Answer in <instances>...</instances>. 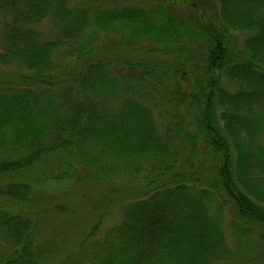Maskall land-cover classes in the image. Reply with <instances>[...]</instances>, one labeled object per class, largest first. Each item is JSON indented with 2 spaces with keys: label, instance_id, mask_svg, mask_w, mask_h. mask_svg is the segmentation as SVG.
Returning a JSON list of instances; mask_svg holds the SVG:
<instances>
[{
  "label": "trees",
  "instance_id": "trees-1",
  "mask_svg": "<svg viewBox=\"0 0 264 264\" xmlns=\"http://www.w3.org/2000/svg\"><path fill=\"white\" fill-rule=\"evenodd\" d=\"M100 1L0 0V62L30 72L0 70V178L69 148L83 165L95 146L111 162L102 170L146 172L118 224L96 237V221L82 234L81 261L221 264L234 254L228 230L241 243L251 225L264 226V146L255 144L264 131V0H213L216 15L202 25L184 16L188 0ZM48 18L51 33L39 28ZM99 31L124 33L93 45ZM66 45L78 60L68 66L55 61ZM172 51L179 57H163ZM31 191L0 183L6 202L24 203ZM34 227L26 215H0L10 242L0 264L48 263Z\"/></svg>",
  "mask_w": 264,
  "mask_h": 264
},
{
  "label": "rangeland",
  "instance_id": "rangeland-1",
  "mask_svg": "<svg viewBox=\"0 0 264 264\" xmlns=\"http://www.w3.org/2000/svg\"><path fill=\"white\" fill-rule=\"evenodd\" d=\"M96 1L102 3L100 0ZM156 1L159 0H114L116 5L133 3L147 6L154 5ZM106 4L103 5L107 7L115 5L111 1ZM216 7L217 5L213 0H192V2L188 0L183 9V14L191 22L194 21L193 23L202 25L214 19ZM51 24L49 18L44 19L40 23L39 28L51 33L53 31ZM99 33L100 35L95 39L93 45L98 43L109 44L112 41L111 38L119 37L121 39V35L124 32L107 34L106 31H99ZM83 37L84 39H89V36L85 35ZM243 37L241 33L235 34V38L239 43L243 41ZM145 45H147V42L143 41L141 48ZM172 45L174 47L179 46L176 43ZM69 47V45L63 46L55 53L56 62H62L65 64L64 66L70 65L71 62H78L76 60L77 54L70 55L65 53ZM174 53L176 52L165 53L163 57L172 56L178 58V53ZM11 62H0V70L6 72L10 69H22L24 74L30 73L23 67H17L16 61ZM228 82V80L224 82V86L228 89L232 87L230 90H233L235 86L229 85ZM24 84H27V82L24 81ZM182 108L185 110V107ZM182 108L180 115L189 118ZM170 109L175 111L178 107L174 106V108L170 107ZM190 130L196 131L193 124ZM66 135L67 130H62L58 135L50 131L43 135L42 141L49 142L55 136L63 137ZM247 136L251 135L248 134ZM241 137L245 138L246 135L243 133ZM255 139V144L263 147L264 131ZM84 151H88L89 158L83 165L74 159V149L69 148L66 151H55L45 155L40 161L30 166L32 168L20 173V175H16L19 174L17 172L14 176L9 175L0 178V183L19 181L31 184V196L24 203L14 199H9L6 202L0 196V215L4 211H8L14 214L26 215L34 221L35 232L39 234L46 246L45 257H48L47 264H71L73 262L76 264H87L81 261L82 254L80 253L79 243L82 239V234L87 233L91 227L90 225H93L96 221L99 222L96 237L104 235L106 228H111L118 224L121 220L123 205L129 199H132L130 195L131 185L138 186L140 178L146 172V168L141 172L125 169L121 166L112 170H102L103 168H100L102 164L111 163L103 160L105 155L95 146H88ZM98 169L101 170L98 171ZM92 200L94 202L103 200V206L93 205ZM226 221V226L230 229L231 221L228 218ZM236 221L244 227L247 225L246 222L239 218ZM83 226H88V228H81ZM227 239L234 254L227 261H222L221 264H264V226L251 225L245 239L241 243L229 230ZM8 243L10 244L6 238L0 236V255L3 254L4 256L9 252Z\"/></svg>",
  "mask_w": 264,
  "mask_h": 264
}]
</instances>
